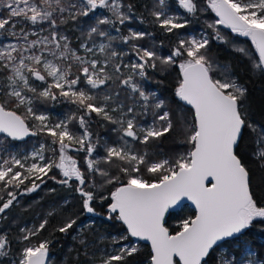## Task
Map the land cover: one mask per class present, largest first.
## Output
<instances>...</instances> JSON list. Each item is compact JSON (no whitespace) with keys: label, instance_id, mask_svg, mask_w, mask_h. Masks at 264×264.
<instances>
[{"label":"snow or ice","instance_id":"1","mask_svg":"<svg viewBox=\"0 0 264 264\" xmlns=\"http://www.w3.org/2000/svg\"><path fill=\"white\" fill-rule=\"evenodd\" d=\"M206 4L218 18L207 24L212 36L180 38V30L193 22L189 17H198L200 0H154L152 23L177 37L172 50L160 55L155 47L136 43L152 33H121L118 25L136 18L144 23L127 0H0V133L11 141L50 138L38 141L30 153H14L9 142L0 141V192L7 193L6 200L0 196V214L14 205L18 190L21 195L35 192L47 177L78 194L82 213L98 215L99 202L107 209V220L126 226L127 235L111 239L119 245L114 251L89 254L90 247L108 237L90 240L95 221L78 223L80 214L69 215L56 231L76 233L77 264H129L140 252L130 237L150 242L147 264H264V248L257 255L247 238L250 229L264 226V123L251 117L248 88L232 67H214L208 55L212 39L229 42L219 29L223 25L251 41L254 53L233 47L249 60L252 75L264 81V0ZM82 18L94 23L80 28ZM70 25L80 29L76 47L72 28L65 27ZM118 39L130 53L116 49ZM125 55L135 59L125 62ZM158 66L162 72L178 68L174 94L193 110L191 121L177 113L183 142L190 147L171 159H152L135 147L174 131L166 101L143 85L148 70ZM112 85L126 97L109 90ZM61 98L76 106L65 119L52 122L37 108V103ZM149 114L151 121L138 122ZM93 116L113 126L116 140L102 141L92 131ZM73 121L76 129L70 127ZM249 155L256 168L248 163ZM53 169L60 179L49 175ZM107 185L112 186L109 195H100L97 189ZM186 201L195 206V215L170 231L166 215L183 209ZM64 204L71 202L65 199ZM48 223L45 218L38 227L22 228L16 238L0 231V264H54L51 240L31 243ZM14 241L27 243L13 252ZM80 255L85 259L79 260Z\"/></svg>","mask_w":264,"mask_h":264},{"label":"trees","instance_id":"2","mask_svg":"<svg viewBox=\"0 0 264 264\" xmlns=\"http://www.w3.org/2000/svg\"><path fill=\"white\" fill-rule=\"evenodd\" d=\"M127 2L134 4L137 17L142 16L144 19V23H141L140 19L136 18L139 22L140 29L152 33L153 35L151 37L169 53L175 46L177 37L169 36L152 23L153 18L150 15V10L154 0H127ZM200 3L201 11L198 17H189L193 22L186 29L180 30V38L191 34L192 31L212 36L213 30L207 28V24L213 23L218 18L207 7L206 0H200ZM65 27L72 28V32L69 34L73 37L74 26L70 25ZM219 29L229 42L224 43L212 39L209 45L208 55L214 61V67L223 64H228L232 67V70L239 78V82L245 84L248 88V102L251 117L258 122L264 123V81L252 75L249 60L237 53L233 45L237 44L252 49L253 53L254 47L248 38L237 36L223 25H220ZM214 75H217V73H214ZM148 76L149 83L156 89L159 97L166 101L173 112L174 131L158 141L150 142L147 146L137 143L135 147L139 151H147L152 159H162L164 157L170 159L175 158L185 153L190 147L183 142L185 136L181 126L177 123V113L182 114L187 121H191L193 110L191 106L180 101L174 94L178 82V68L173 66L163 72L159 70V67L156 70L149 69ZM91 128L94 133L100 136L102 141L104 139L113 141L117 138V134L111 131L113 126L98 117L93 116ZM100 154L103 155V152L101 151ZM248 163L253 168H256V161L250 155L248 156ZM101 167L107 168L110 166L102 164ZM49 175L59 177L56 169H53V172ZM45 179L47 182L42 184L35 192L22 194L10 209L6 210L4 214H0V231L8 232L10 238H16L22 235L20 232L22 228L38 227L47 218L49 221L48 225L38 236L33 237L31 243L35 244L44 239L51 240L50 258L54 261V264H77L76 250L79 249L80 245L78 240L73 239L76 233L71 230L67 234L56 231L69 215L80 214L78 223L83 221L85 224H90L92 221H95L94 233L90 235V240H96L97 236L108 237V239L90 247L88 252L95 247H101L103 245L108 247L113 245L111 243L112 237L127 235L125 225L115 220H107V209L100 206L99 202L97 211L102 214L92 215L82 213L79 206L78 194L71 193L70 190L47 177ZM96 179L99 184L102 178L97 176ZM53 188L56 189L55 192L50 191ZM111 189L112 186L107 185L97 190L100 195L108 196ZM5 195L7 196V194ZM65 199L71 202L70 206H65ZM2 203L3 201H0V204ZM49 212H52L53 215L49 216ZM194 215L195 209L189 204H185L183 209L169 213L166 219V225L170 231H175L179 227L180 220ZM247 238L252 242L257 254H259L260 249L264 248V226L256 225L250 229ZM129 240L135 241L132 237ZM126 242L128 241H122V243ZM24 243L27 242L14 241L13 252L21 248ZM136 244L139 246L140 252L134 257L129 258V264H147V261L150 259L148 256L150 246L139 240H136ZM83 257V255H80L79 260Z\"/></svg>","mask_w":264,"mask_h":264},{"label":"rangeland","instance_id":"3","mask_svg":"<svg viewBox=\"0 0 264 264\" xmlns=\"http://www.w3.org/2000/svg\"><path fill=\"white\" fill-rule=\"evenodd\" d=\"M179 14L184 15L185 13L183 12L182 9H180L179 10ZM79 23H80V28H83V29L86 30L87 27L90 24L94 23V21L90 20L88 18H82ZM73 26H74L73 46L76 47L79 44V40L75 39V37H79L81 35V33H80V29L79 28H77L75 25H73ZM118 27H120V31L124 35L128 34V30L129 29L141 30L140 27H139V22H138L137 19H133L131 22L126 23L123 26H118ZM112 34L113 35H117V33L115 31H113ZM191 34L199 36L201 34V32L196 33L194 31H192ZM136 43H139L141 45L148 46V47H155L158 50L160 55H167L168 54V52L165 51L155 41V39L153 37H151V36L146 37L144 40L137 41ZM114 46L116 47V49L118 51H123L125 53H130L129 45L122 44L119 39L114 42ZM123 59L125 60V62H127L130 59H135V57L131 56V55H125L123 57ZM117 84H118V82H117ZM143 85H144V88H145L146 91L154 92V93H156L158 95L156 89L149 83V76H148L147 80L143 81ZM112 89H116V90L121 91V96L122 97H126V95H127L122 89L118 88L117 85H112L109 90H112ZM37 108H38L39 111L46 112L50 116L52 122H57V121H59L61 119H65L72 112L76 111V106L68 103L65 100H63V98H61L57 102H51L50 101V102H47V103H44V104L37 103ZM137 111H139V109H137ZM20 114H23L22 110H21ZM151 120H152L151 114H149L147 117H145V116H139L138 117V122L142 123V124L145 123L146 121H151ZM29 122L32 123V121H29ZM70 127H73L74 129H76L75 121H73V123H72V125H70ZM44 140H50V138L49 137H44V136H39V137H30V138H28L27 140H24V141H11V138H6V135H4V134L0 135V141L9 142L10 143V149L9 150L14 152V153L15 152L30 153L32 148H33V146L37 145L38 141H44ZM60 178H61L60 176L57 177V179H60ZM22 188H23V186H22ZM12 190H14V189H9V191H12ZM5 194H7V193L6 192H0V196H3L5 198V200H6L7 196ZM17 194H19V196H20V191L19 190L17 191ZM132 242L136 243V240L132 241ZM128 243H129V241L126 242V243H123V244H128ZM116 247H119V245H111V246H108V247L103 245L101 247H95V248H93L92 250L89 251V254H91L93 252H96L97 255H101V254H103L105 252H109L110 253V252L114 251ZM253 249L257 253V251H256V249L254 247H253ZM84 259H85V257L81 258L80 260L82 261Z\"/></svg>","mask_w":264,"mask_h":264},{"label":"water","instance_id":"4","mask_svg":"<svg viewBox=\"0 0 264 264\" xmlns=\"http://www.w3.org/2000/svg\"><path fill=\"white\" fill-rule=\"evenodd\" d=\"M1 134H3V133H0V135ZM4 135H6V134H4ZM31 137V136H30ZM30 137H26L25 138V140H27L28 138H30ZM24 141V140H23ZM185 204H189L190 206H192L194 209H195V206L194 205H192V203L190 202V201H186V202H184V205ZM171 211H173V210H170V212ZM98 212V211H97ZM102 214L101 212H98V214ZM169 215V214H168ZM168 215H166V217H165V221H166V219H167V217H168ZM167 226V225H166ZM134 240H137V238H133ZM142 242H144V243H146V244H148L149 246H150V249H151V245H150V242H148V241H142Z\"/></svg>","mask_w":264,"mask_h":264},{"label":"flooded vegetation","instance_id":"5","mask_svg":"<svg viewBox=\"0 0 264 264\" xmlns=\"http://www.w3.org/2000/svg\"><path fill=\"white\" fill-rule=\"evenodd\" d=\"M20 196H21V194H20ZM19 197V194H17V198Z\"/></svg>","mask_w":264,"mask_h":264}]
</instances>
